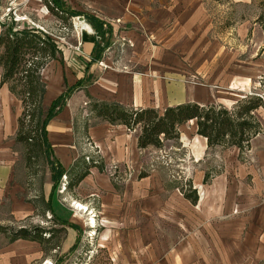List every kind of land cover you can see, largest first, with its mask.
Listing matches in <instances>:
<instances>
[{"label": "rangeland", "instance_id": "1", "mask_svg": "<svg viewBox=\"0 0 264 264\" xmlns=\"http://www.w3.org/2000/svg\"><path fill=\"white\" fill-rule=\"evenodd\" d=\"M207 10L214 19L212 36L221 42L220 50L215 54H203L197 46H189L185 51L175 50L171 54L165 47L157 49L163 45L154 43L149 37L150 49L145 54L149 64L138 71L141 81L139 105L155 107L161 113L168 106L184 102L223 105L232 109L247 97L264 93V30L258 21L264 16V0H253L250 4L233 3L231 0L208 1ZM11 22L20 26L42 27L63 48L67 65L69 52H80L81 37L88 33L77 29L73 18L53 16L44 0H0V32ZM124 44L130 46L128 42ZM56 70V65L51 64L43 72L44 80H51ZM1 77L0 69V110L9 111L10 108L18 116L22 113L21 102L8 96L6 85H1ZM71 101V117L65 121L63 130L77 147L79 162L75 165L79 169L75 166L70 168L71 177L63 178L56 194H59L63 205L74 206L72 220L81 230L57 224L52 214L47 212L42 197L51 189L52 181L45 157L38 153L28 171L26 152L19 144L14 150L20 159L18 179L25 189L21 196L27 202L37 203L40 214L46 212L44 216L16 219L9 215L10 203L7 202L0 209V219L3 220L0 226L7 227L8 232L0 233V247L21 229L30 231L39 227L47 232L45 236L48 237L50 231H54L56 238L45 248L40 245L45 249L44 257L33 264H154L149 259L143 260L153 254H162V258L167 260L164 264H213V261L217 264L219 257L222 259L220 264H264V257L258 256L260 249L264 248L251 245L255 242L249 241L248 235L251 232L256 239L263 232L250 226L253 216L250 208L264 199L248 201L246 198L252 185V176L247 174L246 166L255 163L251 150L241 153L238 148H209L207 142L198 138L195 124L187 123L180 128L178 139L165 141L161 148L140 149V161L135 170L127 164L108 168L104 164L103 172L110 177L117 190V201L121 197L122 204L118 206L111 202L106 212L99 213L94 211L101 208L99 195L108 192L94 184L83 186L81 197H78L83 201L74 203L72 200H76L79 187L66 190L68 183L75 179V172L82 171L86 163L102 162L99 149L87 137V129L99 122L90 107L92 98L86 92H79ZM44 111H47L45 105ZM261 115L258 117L263 119L264 111ZM200 179L205 187L214 188L208 196V190L204 188L207 197L202 201L207 209L217 208V214H212L209 221H203L198 208L194 212L192 204L178 188L188 193L196 189L202 197L201 189L197 188ZM134 191H141L140 198H132ZM81 202H90L94 209L87 212L79 210ZM129 206L132 209L140 207L138 230L123 224L122 217L127 214ZM118 215L121 218L119 223ZM93 219L95 226L92 225ZM150 222L153 223L152 230L145 229ZM134 231L139 233L137 246L131 248ZM76 235L79 241L73 252L71 249L77 239L70 248L65 246L61 249L63 243L70 242ZM57 241L61 242V247L50 251ZM175 254L177 261H170ZM188 255L194 262L185 261Z\"/></svg>", "mask_w": 264, "mask_h": 264}, {"label": "crops", "instance_id": "2", "mask_svg": "<svg viewBox=\"0 0 264 264\" xmlns=\"http://www.w3.org/2000/svg\"><path fill=\"white\" fill-rule=\"evenodd\" d=\"M208 1L219 2L215 0H65L69 9L84 16L94 17L104 23V29L107 31L105 35L106 43L109 42V47L99 62H91L96 45V32L89 23L92 32L82 35L80 52H69L68 65L65 63L64 50L60 46L61 55L59 60L52 61L43 70V72L47 71L50 65L54 63L57 70L54 72L52 79L46 82L42 72V78L47 85L44 98L45 107L48 109L53 101L65 93L69 87L84 80V89L75 93L86 92L92 98V101L118 103L128 108L136 109L155 108L138 104V95H140L141 91L140 74H138V71L144 65L149 64L148 56L145 57L148 49H150L149 43L151 41L149 37L153 39L154 43L159 42L160 45H163L157 47V49L160 50L162 47H165L171 54L175 50L178 52L185 51V48L189 46H197L199 52L203 54L207 52L208 54H215L214 52L220 50L219 48L222 47V44L217 38L212 36L215 24L214 19L207 10ZM252 1L231 0L233 3L244 4H250ZM36 27L43 29L42 27ZM229 29H231V26ZM97 39H99L103 46L105 40L103 41L102 38ZM124 42H128L130 46H125ZM57 64L59 67H57ZM124 70H127V72ZM5 88L7 89L8 96L18 101L9 91L8 87L5 86ZM72 97L68 100L63 111L49 123L47 128L48 139L52 145L54 154L66 171H70V168L75 166L79 158L77 147L73 146L72 137H67L63 130L65 121L71 117ZM185 103L190 102L179 103L177 105ZM262 111L264 109L258 111L259 116ZM20 115L15 116L10 108L9 111L5 109L0 110V209L9 202V215L11 217L28 219L37 215V208L30 201H25L21 196L25 192V189L23 183L18 179L17 173L20 167V159L18 152L14 150L15 147H19V144L16 143V133ZM259 119L263 130L252 141L250 148L255 163L246 166L247 174L252 176V185L246 195L248 201H257V199L264 198V195L263 197L258 196L259 194H264V118ZM190 123L195 124L194 130L197 132L196 121ZM139 134L140 130L132 132L125 126H114L100 121L87 129V137L99 149L102 162L106 165V168L111 165L124 166L127 164L135 170L140 161V149L138 148ZM198 138L207 142L201 136H198ZM67 145H69V148H67ZM21 164V166H24L23 163ZM89 172L90 174L78 186V196L72 202L80 203V201H83L78 198L81 197L80 190L83 186L89 187L94 184L108 192V194L102 193L99 195L102 203L100 209H94L90 202H81V204L84 203L88 207L89 211L94 209V211H98L99 213L106 212V208L111 202H115L120 206L122 204L121 197L117 201V196L115 195L117 190H115L110 177L98 168H91ZM217 185L219 186V183ZM50 188L47 193L45 191L46 200L49 199L51 194L52 186ZM197 188L201 189L202 197L198 195L199 201L196 205L185 199L192 204L194 212H197L195 210L198 208V214L203 218V221H209L212 214H217V208L215 206L207 209L203 207L202 201L210 194L209 191H214V188L209 185L205 187L201 179L197 182ZM204 188L208 190L207 196L206 191L204 193ZM111 190L114 191L112 192ZM58 196L59 194H55L53 198L54 209L62 218L73 223L74 214L72 211L74 206L68 207L63 205ZM140 196L141 191H134L132 198L135 200V198H140ZM257 203L249 211L253 215L250 226L252 229L263 232L256 239L251 232L248 235L250 236L249 241L255 242L251 245L255 244L264 248V199L258 200ZM140 214V207L134 206L132 209L129 206L127 214L122 217L123 224L134 230H138L136 227L139 225ZM117 218V223H119L121 219L120 215ZM111 219L113 221L115 216ZM1 221L3 220L0 219ZM152 224L150 222L145 229L152 230ZM246 226L245 224V228H247ZM138 234L137 231L132 232L131 248L137 246L136 237ZM76 239L77 235L70 242L67 240L63 243L61 249L65 246L70 248L76 242ZM260 251L258 256L264 257V249L261 248ZM176 256V254L172 255L170 261H177ZM43 257V248L39 243L34 241L18 239L14 242L9 241L0 247V264H33ZM145 259L153 261L154 264H164L167 261L165 257L162 258V254H153L151 257H145L143 260ZM185 261L194 262V259L188 255ZM218 262L217 264L222 262L220 257ZM213 264H216L215 261H213Z\"/></svg>", "mask_w": 264, "mask_h": 264}, {"label": "trees", "instance_id": "3", "mask_svg": "<svg viewBox=\"0 0 264 264\" xmlns=\"http://www.w3.org/2000/svg\"><path fill=\"white\" fill-rule=\"evenodd\" d=\"M219 1V0H215ZM49 12L59 18L84 17L96 32V45L92 63L99 62L109 47L106 43L104 23L98 19L82 15L67 7L65 0H44ZM264 30V16L258 19ZM105 42L100 43L99 39ZM0 69L2 72L1 85L7 86L9 91L21 102L22 113L18 119V130L16 143L25 149L27 170L29 171L32 161L38 153L44 155L46 163L51 172L52 191L46 202L42 197V204L57 224L63 227H70L80 231L81 227L71 223L57 214L53 205V198L61 186L63 178L71 177V170L66 171L63 165L56 158L52 145L48 139V125L58 116L66 106L72 95L84 89V80L69 87L65 93L53 101L51 106L44 111V98L46 87L43 78V70L55 60H59L61 47L46 32L35 26H20L16 22L6 24L0 32ZM92 112L100 122L114 126H125L129 131L140 130L138 136V148L147 149L150 147L161 148L165 141L176 140L180 137V128L187 123L196 121L197 134L207 140L209 148L221 147L224 149L238 148L241 153L250 150L252 141L262 132L263 127L257 115L260 109H264V93L254 94L244 101L236 104L232 109L223 105H202L196 102L185 103L174 107H168L164 112L155 108H128L118 103H106L98 100L90 103ZM79 162V160H78ZM91 168H98L105 171L103 162L92 161L79 173L75 172L74 180L68 183L66 190L72 191L90 174ZM75 169H79L75 165ZM206 182V179H205ZM181 193L192 204L196 205L199 197L196 190L190 193L178 187ZM37 208V215L40 214L37 203L30 202ZM0 233L7 234V227L0 226ZM42 228L21 229L12 235L10 241L24 239L39 243L45 248L56 238L55 232L50 231V236ZM72 247L73 252L78 245ZM61 247V242L52 244L50 251ZM43 248V249H44ZM45 250V249H44Z\"/></svg>", "mask_w": 264, "mask_h": 264}, {"label": "bare ground", "instance_id": "4", "mask_svg": "<svg viewBox=\"0 0 264 264\" xmlns=\"http://www.w3.org/2000/svg\"><path fill=\"white\" fill-rule=\"evenodd\" d=\"M86 23L87 22H82V21H78V20H75V24H76V26H77V29H81V30H87V31H91L92 30V28L89 26V24L88 25H86ZM75 26V27H76ZM76 206V205H75ZM78 209L79 210H81V211H83V212H87V211H89V209L87 210V207L85 206V205H82V204H79L78 205ZM92 219V218H91ZM90 222V221H89ZM89 222H88V224H89ZM94 224H96V222H95V220L93 219L92 220V225H94ZM95 226V225H94ZM93 226V227H94ZM95 228V227H94Z\"/></svg>", "mask_w": 264, "mask_h": 264}, {"label": "built area", "instance_id": "5", "mask_svg": "<svg viewBox=\"0 0 264 264\" xmlns=\"http://www.w3.org/2000/svg\"><path fill=\"white\" fill-rule=\"evenodd\" d=\"M73 20H74V24H75V20L82 21V22H86L85 18L82 17V16L73 18ZM81 31H87V30H81ZM87 32H89V31H87Z\"/></svg>", "mask_w": 264, "mask_h": 264}]
</instances>
